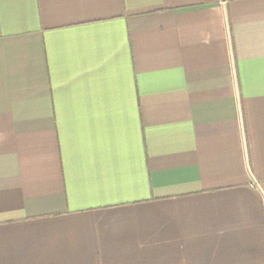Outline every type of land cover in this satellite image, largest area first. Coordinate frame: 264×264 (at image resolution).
Wrapping results in <instances>:
<instances>
[{
	"label": "crops",
	"instance_id": "crops-1",
	"mask_svg": "<svg viewBox=\"0 0 264 264\" xmlns=\"http://www.w3.org/2000/svg\"><path fill=\"white\" fill-rule=\"evenodd\" d=\"M0 264H264V0H0Z\"/></svg>",
	"mask_w": 264,
	"mask_h": 264
}]
</instances>
